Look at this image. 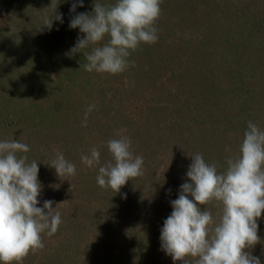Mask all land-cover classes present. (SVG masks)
<instances>
[{
    "label": "trees",
    "instance_id": "1",
    "mask_svg": "<svg viewBox=\"0 0 264 264\" xmlns=\"http://www.w3.org/2000/svg\"><path fill=\"white\" fill-rule=\"evenodd\" d=\"M74 2L22 0L18 18L22 29L17 27L8 46L6 40L0 42V96L13 102L6 108L10 114L1 115L0 121L6 117L14 128V134L0 132V140L14 138L29 145L30 151L19 155L39 161L42 192L37 206L53 200L62 220L53 236L43 235L45 247L30 253L23 264H174L161 250L160 230L172 212L170 201L178 198L180 185L188 179L191 153L184 147L195 134L203 145L193 153H201L206 162H218L223 171L226 157L238 151L247 122L264 129V0H162L158 41L141 44L128 58L134 66L116 75L87 72L80 67L86 62L83 53L69 55L85 35L69 27L70 19L90 13L95 0H83V7L78 5L72 13ZM98 2L108 5L115 0ZM56 4L63 23L53 19L48 30L42 23ZM90 50L91 46L82 52ZM48 67L53 71L45 72ZM6 85L8 90L19 89V100H13L11 91L5 93ZM78 91L95 106L86 127L67 119L75 112L64 96L72 98ZM165 96L167 100L161 99ZM86 108L79 109L81 116ZM129 110L136 114L131 147L134 155L144 158V174L114 193L97 184L98 168L83 165L80 157L96 147L102 163L111 159L107 141L119 138L113 126ZM167 113L174 115L169 119L174 128L168 127L165 134L157 130L144 134V124L168 122ZM15 122L19 132L27 134L15 133L11 124ZM79 129L87 134H73ZM226 146L232 151L226 152ZM57 151L76 165L75 176L60 178L43 163L55 158ZM201 208L214 218L219 211L215 202ZM258 225L261 243L251 251L261 260L264 213ZM187 259L194 264V258Z\"/></svg>",
    "mask_w": 264,
    "mask_h": 264
},
{
    "label": "clouds",
    "instance_id": "2",
    "mask_svg": "<svg viewBox=\"0 0 264 264\" xmlns=\"http://www.w3.org/2000/svg\"><path fill=\"white\" fill-rule=\"evenodd\" d=\"M161 3L115 0L105 5L95 0L90 13L80 12L70 19L69 27L79 28L85 35L77 39L69 55L83 53L86 62L80 67L87 72L123 73L135 64L128 59L132 52L141 44L158 41ZM78 5L83 7V0L74 2L70 12L75 13ZM56 6L43 20L48 30L53 19L63 23ZM90 46V51L82 52ZM94 107L85 109L82 126H87ZM131 146L132 140L126 136L109 139L111 159L102 163L99 149L93 147L80 157L81 163L98 168L96 182L101 188L120 193L129 180L144 174V158L134 155ZM29 151V145L18 139L0 140V264H23L30 253L45 247L43 235L53 236L62 223L53 200L37 206L42 192L39 161L29 162L26 155H19ZM225 151L232 149L226 146ZM189 156L188 179L180 185L178 198L170 201L172 212L160 230L161 250L174 264H189L187 257L194 258V264H261L251 249L261 243L258 219L264 213V129L247 122L238 151L226 157L223 171L218 162H206L201 153ZM43 163L60 178L76 175V165L58 151L55 158ZM211 202L219 209L216 218L201 208Z\"/></svg>",
    "mask_w": 264,
    "mask_h": 264
},
{
    "label": "rangeland",
    "instance_id": "3",
    "mask_svg": "<svg viewBox=\"0 0 264 264\" xmlns=\"http://www.w3.org/2000/svg\"><path fill=\"white\" fill-rule=\"evenodd\" d=\"M21 4H22V0H0V42L2 43L4 40H6V44H4L6 46H8L7 44H9L7 40L8 39H11V37H14L13 35L18 34L19 29L17 27L21 28L18 25V24H20L18 18H19V8H20V5ZM198 8H200V6H198ZM191 36L193 38H195L194 35H191ZM10 48H11V50H14L13 46H10ZM6 52L7 51H5V53ZM16 67L13 69V71H16L17 70L15 73H17L18 75H16V76L19 77V67L18 68H16ZM32 68L34 69L35 72H39V71H37V69L35 67H32ZM44 71L48 73V72L53 71V68L52 67L44 68ZM12 74L13 73L6 74L7 78H10L12 76ZM261 74L263 75L262 78H264V69L261 72ZM8 86L9 85H6L5 86V89H6L5 93L6 92L8 93V92L11 91L10 94L11 95L12 94L14 95L13 100L15 98H17V100H19V89L16 88L14 90L13 89L8 90ZM140 90L141 89H139L138 92H140ZM91 91L94 92V90H91ZM141 91H147V90L144 89V90H141ZM6 99H7V101H6ZM6 99L3 100L2 95L0 96V119H1V115H6V112L8 111V109H6V108L8 107V105L10 103L11 104L13 103V102H9L8 101L9 98H6ZM64 99L66 100V102H67L68 105H71L72 104L73 110L75 112V113H73L71 115L68 114V117H69V118H67L68 121H75V122H78V123H81L82 124V120L84 119V114L82 115L83 116L82 117L81 116V112H80L79 109L88 107L89 104H90L89 99L82 93V91L75 92V96H73L72 98H69L68 96L67 97L64 96ZM161 99L167 100V97L165 96V97H163ZM123 102H126V101L124 100ZM173 104L174 103H170L169 105H173ZM174 106H175V104H174ZM131 107H132V110L135 109V105H131ZM132 110H129L128 112L127 111H124V114L126 113V115H124V119H122L123 121L122 120H121V122L116 121V124H114L113 131L112 132L115 134V136H118V137H120V136H128V137H130L132 135V131L134 129V128H132V126H134V124H131V123L136 118V114H134V112H132ZM59 113L61 114L62 117L66 118L65 115H64V110L63 109H61V111H59ZM7 114H10V113L7 112ZM6 117H7V115H6ZM6 117H4V119H3L2 122L0 121V132H4L5 133V131L8 130V131L12 132V134H14V128H10L9 127V123L6 122V121H4L6 119ZM171 117H174V115L167 113V117L164 118V119L166 121H168V122H164V123L161 122V124L147 122L142 127L145 130L144 131L145 132L144 134H150V132L151 131H154V130L159 131L158 134H163V133L165 134V132H166V130H167L168 127L170 129L174 128V126H173V125H175L174 122H170L169 121V119ZM102 118H103V116L101 117V119ZM5 122L8 123V124H5ZM15 123H11L16 128L15 129V133L17 132V134H27V132H19V129L21 128V127H19V122L16 123V125H15ZM206 124H208V123H206ZM205 126H206V129L209 127L207 125H205ZM3 127L8 128V129H3ZM100 129H102L101 132H104V130H106L104 124L103 125L102 124L100 125ZM137 131H140V130L137 129ZM73 134H87V133L84 130L79 129L78 131L74 132ZM151 134H152V132H151ZM186 134H188V133H186ZM208 134H210V133H208ZM189 135L192 136L193 134H189ZM193 138L195 140L190 141L184 147V149H185V151L187 153H191L190 155L194 154L193 151H195L196 148L199 149L198 147H201L203 145V143L201 142V140H199V138H196L195 134H194ZM187 161H191L192 162V158L190 156H188V160ZM157 170H160V169H157ZM66 188H67V186L66 185L65 186L63 185V191ZM261 260L262 261L264 260V256L261 258Z\"/></svg>",
    "mask_w": 264,
    "mask_h": 264
}]
</instances>
